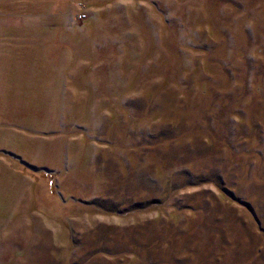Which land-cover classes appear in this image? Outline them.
I'll return each instance as SVG.
<instances>
[{"label": "rangeland", "instance_id": "374dc122", "mask_svg": "<svg viewBox=\"0 0 264 264\" xmlns=\"http://www.w3.org/2000/svg\"><path fill=\"white\" fill-rule=\"evenodd\" d=\"M0 15V264H264V0Z\"/></svg>", "mask_w": 264, "mask_h": 264}, {"label": "crops", "instance_id": "0c3cea01", "mask_svg": "<svg viewBox=\"0 0 264 264\" xmlns=\"http://www.w3.org/2000/svg\"><path fill=\"white\" fill-rule=\"evenodd\" d=\"M3 0H0V3L2 2ZM25 20V19H24ZM24 20L22 21H15V17H10V16H1L0 15V32L2 30H19V29H26V25H27V22H25ZM41 25V23H39V26ZM8 44V42H7ZM15 57L10 59L9 58H3L1 59L0 58V66H1V63H7L6 66L7 68L11 70H15V66H16V58H18V61H22V63H25L30 57L29 54H19V55H14ZM21 58V59H20ZM20 59V60H19ZM26 67V66H25ZM25 69V68H24Z\"/></svg>", "mask_w": 264, "mask_h": 264}, {"label": "built area", "instance_id": "2783aa9c", "mask_svg": "<svg viewBox=\"0 0 264 264\" xmlns=\"http://www.w3.org/2000/svg\"><path fill=\"white\" fill-rule=\"evenodd\" d=\"M78 17H79L80 19H84V18L86 17V14L81 13V14L78 15Z\"/></svg>", "mask_w": 264, "mask_h": 264}]
</instances>
